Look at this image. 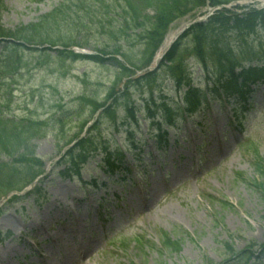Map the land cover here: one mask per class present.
Masks as SVG:
<instances>
[{
  "label": "rangeland",
  "instance_id": "obj_1",
  "mask_svg": "<svg viewBox=\"0 0 264 264\" xmlns=\"http://www.w3.org/2000/svg\"><path fill=\"white\" fill-rule=\"evenodd\" d=\"M60 1L1 0L0 26L12 32L34 24ZM85 1L82 7L76 0L70 3L75 17H84V9H92L89 7L106 8L111 3ZM134 3L144 5L142 0ZM251 4L260 2L245 6L230 3L224 13L246 10ZM207 7L172 22L168 32H176L204 15ZM114 17L110 13L105 25ZM71 25L66 30L77 40L86 39L88 43L80 45L96 53L95 30ZM49 33L54 34V30ZM137 34L133 31V40H121L127 42L123 50L135 56L140 43L135 39ZM16 58L22 67L15 76L0 75V109L9 116L44 119L42 138L35 142L33 158L29 157L27 165L38 170L44 161H51L52 169L42 179L44 189L38 198L45 200L41 204L33 198L16 200L12 194L0 200V264H247L264 244L262 85L254 92L255 107L244 115L238 111L241 133L229 125L233 109L222 99H215L199 116L182 119L174 128L164 124L166 135L158 136L142 111L137 113L139 125L130 126L123 98L116 123L110 114H104L97 129V134L106 137L108 147L115 143L125 148L121 168L110 171L109 166L101 165L103 155L96 153L82 167L80 178L70 180L58 175L61 166L54 169L55 159L90 111L80 97L94 95L102 100L111 69L82 60H64L53 49L46 53L18 50ZM8 61L13 63L15 58ZM250 85L257 86V82ZM166 91L173 97L172 90ZM138 96L135 89L133 97ZM76 110L80 119H73L59 131L54 119L64 112L73 115ZM247 114L255 116L249 119ZM132 129L134 137L128 134ZM154 136L157 141L166 139L168 145L157 149ZM10 151L8 146L7 153ZM20 159L12 162L1 156V174L24 169L22 159L26 160ZM256 164L262 166L263 177L257 174ZM3 191L0 189V195ZM224 201L230 207H223ZM163 233L178 242L172 252L162 245ZM7 234L11 237L5 239ZM225 241L235 252L246 250V261L239 256L228 257Z\"/></svg>",
  "mask_w": 264,
  "mask_h": 264
},
{
  "label": "trees",
  "instance_id": "obj_2",
  "mask_svg": "<svg viewBox=\"0 0 264 264\" xmlns=\"http://www.w3.org/2000/svg\"><path fill=\"white\" fill-rule=\"evenodd\" d=\"M145 4L144 7H150L154 10L155 15L152 19L145 17L141 22V16L137 14L139 11L134 2H128V8L116 12L118 24L103 26L99 18L91 20L95 13H92L90 20L81 19L78 15L71 12L70 0H62L58 4V7L51 12L40 16L37 23L30 24L28 26H21L14 31H6L0 26V36H11L17 39L24 40L30 44H43L49 43L51 45H62L63 50L58 51V55L63 59H76L83 58L75 55L66 48L75 44H87L86 39L77 40L66 30V27H72L71 24L80 28H85L91 25L92 21L97 24L99 31L97 46L94 47L104 54H115L121 56L124 60L121 62L115 57H111L106 64V59L102 56H88L85 57L93 61L96 65H109L112 70V78L108 82L105 88L104 100L100 102L94 95L81 96L84 103L90 106V111L87 115L82 117L80 128L78 132L86 126L89 119L99 110L103 109L101 113L111 114L113 118L117 111V102L120 97L127 95L129 98L127 104V110L130 112L133 121L137 122L135 113L137 111V105L134 101H130L131 88L137 89L140 86L147 91L148 97L142 99L141 108L147 112L149 117H155L156 112L160 109L163 112L170 111L169 103L164 99L162 90L158 95H155L156 80L158 76L157 71L145 72L143 75L131 79L134 73L141 68L148 65L159 45L164 32L168 25L181 15L186 14L190 10L196 7L205 5L206 0H142ZM213 4L226 3L230 0H210ZM83 0H78V5H81ZM112 12H115V8H110ZM95 9H93L94 11ZM92 10L90 12H93ZM89 12V13H90ZM123 13V14H122ZM100 15V14H99ZM99 17V16H98ZM93 23V24H94ZM134 26V27H132ZM138 30L136 38L140 43L138 44L139 50L136 52L138 56L128 54L123 50V47L127 45L126 41L133 40V31ZM54 30L53 37L49 32ZM234 31L238 35L234 36L229 34L228 31ZM129 31V32H128ZM186 47L182 50V40L177 41L165 59L167 62L176 63L171 67V72L174 75L173 81L178 92H182L184 95L185 106H189L191 111L198 109L199 99L197 98L196 89L190 85V76L184 74L181 69L182 54L193 52L194 59L200 63L203 67L204 74L206 76L212 75L214 79L222 85L223 80H228L233 75L234 69L238 66H242L243 61L253 58L263 57L264 55V11H249L242 15L223 16L215 15L211 17L207 22L193 26L184 36L187 39ZM121 40H126L125 42ZM258 41L257 47L260 51L254 55L253 45ZM10 48V45H6ZM13 47V45H12ZM192 47V48H191ZM16 66L10 64L0 65V72L2 74L10 75L11 77L17 71ZM0 73V75H2ZM125 80V85L118 89L122 81ZM215 83V82H214ZM212 83L209 90L212 88L220 89L216 84ZM214 86V87H213ZM191 97V101L189 98ZM204 99H207L204 96ZM3 103V102H2ZM81 113L79 110L74 112H64L59 118L56 119L58 124V130L62 131L64 127L71 123L73 119L79 120ZM152 118V119H153ZM92 119V118H91ZM97 122V121H96ZM36 120H24L20 118L8 117L3 110H0V154L6 153L12 160L20 161V158H33L34 146L33 140L35 139L38 131H41L38 127ZM97 124L88 129L86 136L76 142L65 155L63 156V173L64 176L69 174H78L81 166L87 162L96 151H103L105 158H109V152L106 148H103L105 143L104 137L97 135ZM74 133L68 139L71 140L78 133ZM65 142V141H64ZM68 142V141H67ZM8 146L11 147V151L7 153ZM117 152H119L116 149ZM119 160V155L117 162ZM4 173V172H3ZM7 174V175H6ZM22 173L21 170L17 173H5L1 174L0 171V189L11 190L18 189L22 184H26L33 179L35 174ZM25 181V182H24ZM162 244L164 248L173 251L177 247L178 242L170 241L165 234L162 235ZM228 246V243H224ZM228 248H230L228 246ZM264 254V251H263Z\"/></svg>",
  "mask_w": 264,
  "mask_h": 264
},
{
  "label": "bare ground",
  "instance_id": "obj_3",
  "mask_svg": "<svg viewBox=\"0 0 264 264\" xmlns=\"http://www.w3.org/2000/svg\"><path fill=\"white\" fill-rule=\"evenodd\" d=\"M176 33H174V32H169L167 35H166V37H165V39H164V41H163V43H162V46H161V48L157 51V56H160L161 55V53L168 47V45L170 44V42L172 41V39H173V37H174V35H175Z\"/></svg>",
  "mask_w": 264,
  "mask_h": 264
}]
</instances>
